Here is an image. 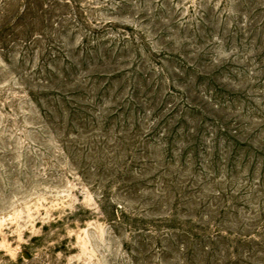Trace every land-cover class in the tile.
Segmentation results:
<instances>
[{
	"label": "rangeland",
	"instance_id": "1",
	"mask_svg": "<svg viewBox=\"0 0 264 264\" xmlns=\"http://www.w3.org/2000/svg\"><path fill=\"white\" fill-rule=\"evenodd\" d=\"M0 264H264V0H0Z\"/></svg>",
	"mask_w": 264,
	"mask_h": 264
}]
</instances>
